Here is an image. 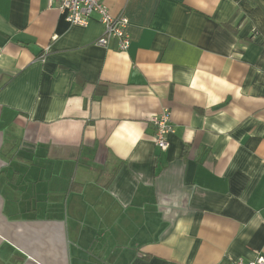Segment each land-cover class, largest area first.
<instances>
[{
  "label": "crops",
  "instance_id": "0c3cea01",
  "mask_svg": "<svg viewBox=\"0 0 264 264\" xmlns=\"http://www.w3.org/2000/svg\"><path fill=\"white\" fill-rule=\"evenodd\" d=\"M104 2L126 52L0 0V264L264 256V0Z\"/></svg>",
  "mask_w": 264,
  "mask_h": 264
},
{
  "label": "built area",
  "instance_id": "2783aa9c",
  "mask_svg": "<svg viewBox=\"0 0 264 264\" xmlns=\"http://www.w3.org/2000/svg\"><path fill=\"white\" fill-rule=\"evenodd\" d=\"M49 5L57 6L73 26L88 27L94 17H97L104 26V33L96 45L107 48L112 39H117L121 51L126 52L130 48L131 40L126 31L129 19L125 15H114L104 0H49ZM151 123L155 127V144L166 151L170 146L168 137L174 133L171 112L164 110L152 117ZM233 264H264V256H258L252 261L238 259Z\"/></svg>",
  "mask_w": 264,
  "mask_h": 264
}]
</instances>
